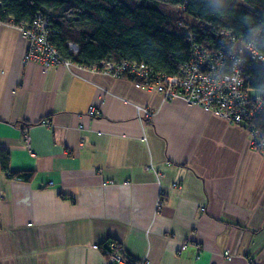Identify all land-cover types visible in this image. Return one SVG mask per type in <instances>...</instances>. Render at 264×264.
<instances>
[{
  "label": "crops",
  "instance_id": "0c3cea01",
  "mask_svg": "<svg viewBox=\"0 0 264 264\" xmlns=\"http://www.w3.org/2000/svg\"><path fill=\"white\" fill-rule=\"evenodd\" d=\"M25 47L0 21V264H103L106 240L147 264H264V155L244 127Z\"/></svg>",
  "mask_w": 264,
  "mask_h": 264
},
{
  "label": "trees",
  "instance_id": "16d2710c",
  "mask_svg": "<svg viewBox=\"0 0 264 264\" xmlns=\"http://www.w3.org/2000/svg\"><path fill=\"white\" fill-rule=\"evenodd\" d=\"M40 14L50 23L49 41L71 63L99 69L103 61L142 63L161 74H175L190 58L196 43L212 52L239 53L251 42L264 55V0H0V21L28 25ZM69 43L76 50L69 48ZM132 81L134 76H122ZM245 85L264 91V69L247 71ZM264 134V104L247 120ZM9 157L0 151V165L8 170ZM10 177L28 179L30 171H12ZM109 240L98 244L104 253ZM113 242V241H112ZM126 264L137 259L125 254Z\"/></svg>",
  "mask_w": 264,
  "mask_h": 264
},
{
  "label": "built area",
  "instance_id": "2783aa9c",
  "mask_svg": "<svg viewBox=\"0 0 264 264\" xmlns=\"http://www.w3.org/2000/svg\"><path fill=\"white\" fill-rule=\"evenodd\" d=\"M16 26V25H14ZM16 28L25 40L23 61H37L44 67L55 64L66 66L72 63L63 58L48 37L50 23L47 18L38 14L30 24L17 25ZM233 42L226 34L220 40V50L212 52L193 43L190 58L175 74H161L147 68L144 64L103 61L99 69L114 77L125 72L134 76L136 87L159 92L164 99L181 98L188 104L197 105L205 110L213 111L230 122L244 127L250 134V145L264 155V134L248 126L247 120L256 115L264 104V91L254 90L251 93L244 81L249 70L264 69V55L255 49L251 42L245 43L240 52L224 53V44ZM71 50H76L69 43ZM91 112L94 110L90 109ZM137 112L149 118L151 110L137 106ZM51 183V182H50ZM114 242H109L108 249L103 253V264H126L125 255L119 253ZM136 264H147L138 259Z\"/></svg>",
  "mask_w": 264,
  "mask_h": 264
},
{
  "label": "rangeland",
  "instance_id": "374dc122",
  "mask_svg": "<svg viewBox=\"0 0 264 264\" xmlns=\"http://www.w3.org/2000/svg\"><path fill=\"white\" fill-rule=\"evenodd\" d=\"M250 92H251V93H255V91H254V90H250Z\"/></svg>",
  "mask_w": 264,
  "mask_h": 264
}]
</instances>
